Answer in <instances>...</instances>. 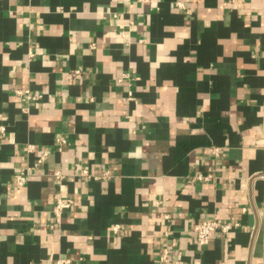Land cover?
<instances>
[{"label": "crops", "instance_id": "obj_1", "mask_svg": "<svg viewBox=\"0 0 264 264\" xmlns=\"http://www.w3.org/2000/svg\"><path fill=\"white\" fill-rule=\"evenodd\" d=\"M62 258L264 264V0H0V264Z\"/></svg>", "mask_w": 264, "mask_h": 264}, {"label": "built area", "instance_id": "obj_2", "mask_svg": "<svg viewBox=\"0 0 264 264\" xmlns=\"http://www.w3.org/2000/svg\"><path fill=\"white\" fill-rule=\"evenodd\" d=\"M138 1H140L142 3H149L150 2V0H138ZM76 73L80 74L79 72H76ZM57 144L60 146H63L66 144V141L63 138H59L57 140ZM57 175L59 176V174H57ZM196 179L200 180V181L209 180V178H202L201 176H199ZM27 180H28V172H26V171L20 172L18 177H17V185L21 186V187L25 186V184L27 183ZM72 206H73V201H71V200H65L62 198H59L57 200L56 205H55V209H54V213H55V216H56L58 222H60L61 218L63 217V213L66 210L71 209ZM166 219H169V216H166ZM232 227L233 226L230 224H222L217 219H213V220L208 219V220H203V221H200L198 223H195L192 226V232L195 236L197 245L200 247H205L211 242V240L215 237V235L218 232H222L224 234H227L228 232H230ZM56 264H74V262L70 258H62V259H59L56 262Z\"/></svg>", "mask_w": 264, "mask_h": 264}]
</instances>
